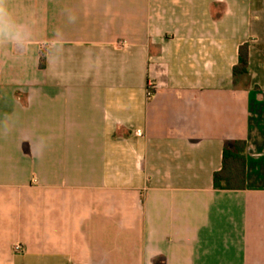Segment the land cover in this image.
<instances>
[{
	"label": "crops",
	"instance_id": "0c3cea01",
	"mask_svg": "<svg viewBox=\"0 0 264 264\" xmlns=\"http://www.w3.org/2000/svg\"><path fill=\"white\" fill-rule=\"evenodd\" d=\"M9 7L34 39L0 47V264H264V0ZM236 141L246 188L215 190Z\"/></svg>",
	"mask_w": 264,
	"mask_h": 264
},
{
	"label": "trees",
	"instance_id": "16d2710c",
	"mask_svg": "<svg viewBox=\"0 0 264 264\" xmlns=\"http://www.w3.org/2000/svg\"><path fill=\"white\" fill-rule=\"evenodd\" d=\"M248 44L239 49V60L234 68V83L247 85L250 78ZM43 67V66H42ZM246 152L247 143L236 141L228 145L223 153V166L220 172L215 173L213 183L215 190L239 191L246 188Z\"/></svg>",
	"mask_w": 264,
	"mask_h": 264
},
{
	"label": "clouds",
	"instance_id": "9594fccd",
	"mask_svg": "<svg viewBox=\"0 0 264 264\" xmlns=\"http://www.w3.org/2000/svg\"><path fill=\"white\" fill-rule=\"evenodd\" d=\"M57 38H61L59 32ZM33 39L31 26L15 16L9 7V0H0V47L10 46L24 55L31 50Z\"/></svg>",
	"mask_w": 264,
	"mask_h": 264
},
{
	"label": "built area",
	"instance_id": "2783aa9c",
	"mask_svg": "<svg viewBox=\"0 0 264 264\" xmlns=\"http://www.w3.org/2000/svg\"><path fill=\"white\" fill-rule=\"evenodd\" d=\"M150 96H152V93L150 92V94H149ZM14 253L15 254H22V253H24V248L21 246V245H16L15 247H14Z\"/></svg>",
	"mask_w": 264,
	"mask_h": 264
}]
</instances>
